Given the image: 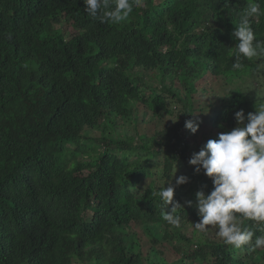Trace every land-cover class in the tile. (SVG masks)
Listing matches in <instances>:
<instances>
[{"label": "trees", "instance_id": "1", "mask_svg": "<svg viewBox=\"0 0 264 264\" xmlns=\"http://www.w3.org/2000/svg\"><path fill=\"white\" fill-rule=\"evenodd\" d=\"M249 2L143 0L126 21L106 24L85 12L83 0H0V264H264V249L182 234L187 222H198L196 193L212 189L188 164L194 151L185 121L215 106L205 118L212 135L198 152L237 126L236 111H255L240 83L260 75L264 93V56L232 67L231 33ZM253 28L264 41V16ZM205 75L230 89L202 111L193 97ZM164 117L175 122L150 134L137 130ZM124 127L137 131L120 134ZM94 131L98 138L88 135ZM85 147L93 155L80 161ZM176 165L190 172L174 194L183 207L179 229L163 220L157 185ZM252 223L242 226L254 240L264 231ZM136 225L149 236L146 254ZM162 241L178 259L165 261L156 248Z\"/></svg>", "mask_w": 264, "mask_h": 264}, {"label": "clouds", "instance_id": "2", "mask_svg": "<svg viewBox=\"0 0 264 264\" xmlns=\"http://www.w3.org/2000/svg\"><path fill=\"white\" fill-rule=\"evenodd\" d=\"M85 12L101 23L120 24L126 21L135 7L143 0H83ZM264 16V8L258 0H250L239 12V23L231 33L237 41L232 67L242 69L243 59L252 60L264 56V41L257 39L253 23ZM237 126L231 131L220 132L217 139H209L188 160L194 174L203 173L212 183V189L196 193L198 222L193 226L202 233L215 230V234L226 246L234 249L256 251L264 249V235L256 236L243 221L253 222L264 231V102L254 112L245 115L243 109L234 113ZM201 121H185V129L195 135ZM178 168L175 166L174 172ZM171 177L167 186L159 189L158 195L164 205L162 218L174 228L182 227L178 210L182 205L174 200L176 189L190 182L185 175ZM174 180V183H173ZM192 207V201H186ZM169 206H171L169 208Z\"/></svg>", "mask_w": 264, "mask_h": 264}, {"label": "rangeland", "instance_id": "3", "mask_svg": "<svg viewBox=\"0 0 264 264\" xmlns=\"http://www.w3.org/2000/svg\"><path fill=\"white\" fill-rule=\"evenodd\" d=\"M159 0H156V2H158ZM60 26V25H59ZM58 26V27H59ZM69 32V31H68ZM264 59V58H263ZM264 62V60H263ZM138 72H141L140 70H136L135 69V74H139ZM143 73V72H141ZM146 73H149V72H146ZM147 76V75H145ZM146 80H149V76L146 77ZM221 81L222 80H216L214 78H212L210 75H205V76H202L199 80L196 81L195 83V87H196V93L194 95V102H195V106L196 107H200V109H202V107H206L212 103H214L215 99L217 97H219L220 99L223 97V98H227V92L229 91L230 87L227 86V85H223L221 84ZM219 84H221V86H219ZM239 84V83H238ZM262 84H263V77L260 76V75H254V77H247L245 82L244 83H240L239 84V87L240 89L242 90H248L249 91V95H250V100L252 101L253 103V106H254V110H255V107L258 108L260 103L261 102H264V93H263V89H262ZM175 86H179V82L176 81L175 82ZM181 86V85H180ZM215 106H210L207 110H204L202 109L203 112H201L199 109H196L193 116L195 117L196 120H199L202 118L204 119L203 121L206 122V126H200L201 128L199 129V131L195 134V135H192L190 134L189 131L186 132L187 134V139L188 141L191 143V151H194L196 152L197 151V148L202 145L204 143V136L208 135V134H211L212 135V129H211V126L209 125V123L205 120L210 118V112L213 111ZM145 123H147V120H148V117H146L145 119ZM162 123H158L157 121V124H143V125H139L138 127H142L141 129H137V130H140L141 132L143 131H146L148 132L149 134L157 129H160L163 125V123L165 122H170V123H173L175 122L174 119L170 118V117H164L162 120ZM201 125V124H200ZM136 129H132L131 127H124L120 130V134L121 133H125V134H128V136L130 135H134V133L137 131ZM217 130H214V132H216ZM231 131V130H229ZM119 132V130H118ZM219 132V131H218ZM221 132V131H220ZM90 134V135H89ZM89 136L91 137H94V138H98L100 133L98 131H94V132H90L88 133ZM120 137H123L121 135H119ZM88 142H84V144L86 145V147H88L87 145L89 144H86ZM83 148L82 151H84L85 153L88 152L89 150ZM96 148L100 151L102 149V146H100V144H98L96 146ZM93 154H87L86 157L84 158H80V161L82 160H85L86 158L88 157H91ZM177 172H180L179 174L180 175H185V176H189L190 175V172L188 171V169H184V166L180 165L178 167V171ZM169 179H165L164 181L160 182V183H157L158 186L162 185V186H167V181ZM151 182V180L149 178H144L141 182V184L143 186H147L149 183ZM173 183H174V180H173ZM195 224L192 223V222H187L184 226V229L182 231V234L187 236V237H190L192 238L193 240L195 239V241L198 243L199 241L201 242L205 237H208L209 239L213 240V241H216V242H221L222 240L220 238H218L215 234V230H212L208 233H202L198 230H196L193 226ZM134 232H136V235L138 238L141 239V245H142V251H143V254H146L147 253V250L149 251V247H150V243L148 242V238L149 236L146 235L141 228H139V226H132ZM152 232L154 233V235H156V237L160 238L163 234L162 232V228L160 226H156L155 228H153ZM197 243H193V244H197ZM195 245H193V248H196L194 247ZM156 248L160 251L163 252L164 254V257H165V261L167 262H171V261H174L176 259H178L179 255L176 253V251H174L173 247L167 243L166 241H162L160 243V246H156ZM191 264V263H190ZM192 264H208V262L206 261H195L194 263Z\"/></svg>", "mask_w": 264, "mask_h": 264}]
</instances>
